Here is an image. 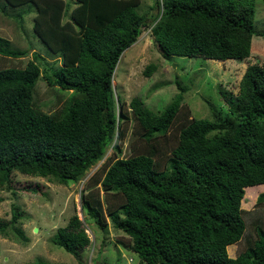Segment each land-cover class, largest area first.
<instances>
[{"label":"trees","instance_id":"1","mask_svg":"<svg viewBox=\"0 0 264 264\" xmlns=\"http://www.w3.org/2000/svg\"><path fill=\"white\" fill-rule=\"evenodd\" d=\"M4 1L37 7L34 33L62 61L33 52L22 68H0V186L11 190L16 172L78 182L110 149L85 182L81 209L85 221L104 223L108 214L139 264H264V192L252 209L241 207L245 188L264 184V64L246 66L236 96L218 92L230 114L211 108L212 119L192 117L181 95L154 113L138 96L126 104L112 86L120 56L146 28L166 57L248 59L262 34L255 0H154L157 11L143 14L138 0H76L70 14L62 0ZM26 52L0 38V56ZM40 79L72 92L59 110L40 109ZM53 241L77 259L90 245L77 215Z\"/></svg>","mask_w":264,"mask_h":264},{"label":"rangeland","instance_id":"2","mask_svg":"<svg viewBox=\"0 0 264 264\" xmlns=\"http://www.w3.org/2000/svg\"><path fill=\"white\" fill-rule=\"evenodd\" d=\"M62 1L68 4L67 14L77 5L76 0ZM0 8V38L7 40L10 48L27 51L25 57L0 56V68H22L32 58L33 52L42 55L49 64L61 65V58L48 54L34 33L37 7L33 3L13 7L0 0ZM26 9L30 12L25 14ZM136 10L139 14L157 11L154 0H138ZM17 13L23 14L22 20L16 18ZM254 25L262 34L253 37L249 58L242 61L166 57L150 28H146L120 56L113 75V89L126 104L133 97H140L154 113H160L177 95H181L194 118L212 119L211 108L222 116L229 115V109L219 99L218 92L236 96L246 66L250 63L264 64V0H255ZM150 64L155 65V69L147 76L144 71ZM71 93L54 89L40 79L34 98L43 112L50 113L59 110ZM131 140L129 135L123 145L122 157L130 155ZM110 153L109 149L103 159L75 183L61 185L16 172L11 178V190L0 186V227L8 225L5 231H0V264H22L35 260L67 264H139L137 257L126 251L130 245L128 236L115 230L108 214L105 213L104 223L85 221L88 217L81 209V195L86 192L85 182ZM261 192H264V184L246 187L242 209H252ZM73 215L84 223L90 239V245L80 259L72 257L53 241L57 229L64 227ZM237 246L228 247L231 257L236 255Z\"/></svg>","mask_w":264,"mask_h":264}]
</instances>
